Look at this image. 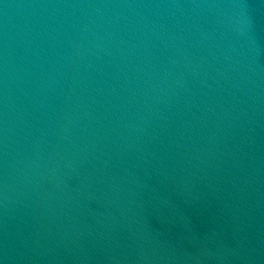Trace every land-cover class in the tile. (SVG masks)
I'll return each instance as SVG.
<instances>
[{"label":"water","instance_id":"1","mask_svg":"<svg viewBox=\"0 0 264 264\" xmlns=\"http://www.w3.org/2000/svg\"><path fill=\"white\" fill-rule=\"evenodd\" d=\"M0 264H264V0H0Z\"/></svg>","mask_w":264,"mask_h":264}]
</instances>
